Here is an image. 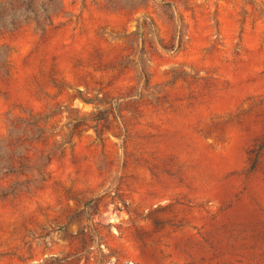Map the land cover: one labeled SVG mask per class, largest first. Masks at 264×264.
<instances>
[{
	"label": "rangeland",
	"instance_id": "1",
	"mask_svg": "<svg viewBox=\"0 0 264 264\" xmlns=\"http://www.w3.org/2000/svg\"><path fill=\"white\" fill-rule=\"evenodd\" d=\"M61 2L5 36L0 264H264V0Z\"/></svg>",
	"mask_w": 264,
	"mask_h": 264
},
{
	"label": "trees",
	"instance_id": "2",
	"mask_svg": "<svg viewBox=\"0 0 264 264\" xmlns=\"http://www.w3.org/2000/svg\"><path fill=\"white\" fill-rule=\"evenodd\" d=\"M61 11V0H0V78L8 76L11 67V47L5 36L25 26L44 34L54 26ZM7 157L21 163L25 158L23 152H14L10 147Z\"/></svg>",
	"mask_w": 264,
	"mask_h": 264
}]
</instances>
